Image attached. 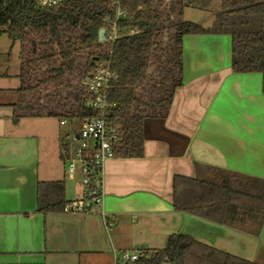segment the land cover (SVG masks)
I'll return each instance as SVG.
<instances>
[{
    "label": "crops",
    "instance_id": "0c3cea01",
    "mask_svg": "<svg viewBox=\"0 0 264 264\" xmlns=\"http://www.w3.org/2000/svg\"><path fill=\"white\" fill-rule=\"evenodd\" d=\"M221 12L218 4L198 24L206 27ZM232 59L229 36L184 39V86L168 118L144 121L143 159L104 163L102 207L86 215L37 213L40 183L63 182L69 203L84 192L61 159L58 121L12 123L5 105L20 84L9 88L10 63L2 66L0 264H115L123 252L164 251L172 236L264 264V225L248 235L173 206L175 177H205L207 168L264 181L263 78L235 75Z\"/></svg>",
    "mask_w": 264,
    "mask_h": 264
},
{
    "label": "trees",
    "instance_id": "16d2710c",
    "mask_svg": "<svg viewBox=\"0 0 264 264\" xmlns=\"http://www.w3.org/2000/svg\"><path fill=\"white\" fill-rule=\"evenodd\" d=\"M211 0H122L127 18L120 26L138 32L114 44H100L99 32L116 16L113 0H70L40 8L31 0H0V37L20 45V88L5 105L12 123L23 120L68 121L78 132L97 117L85 83L95 59L112 60L118 77L107 95L114 107L108 127L120 146L113 159L144 157L143 123L167 119L178 89L184 86L186 37L229 36L235 75H261L264 95V0H221L222 12L210 28L183 19L185 10L205 11ZM197 172L201 171L199 165ZM205 177H175L174 210L253 235L264 225V181L206 169ZM200 174V173H199ZM69 203L65 184L40 183L37 213L63 215ZM251 264L172 236L164 251L145 252L135 264Z\"/></svg>",
    "mask_w": 264,
    "mask_h": 264
},
{
    "label": "built area",
    "instance_id": "2783aa9c",
    "mask_svg": "<svg viewBox=\"0 0 264 264\" xmlns=\"http://www.w3.org/2000/svg\"><path fill=\"white\" fill-rule=\"evenodd\" d=\"M68 1L70 0H34L40 8L57 7ZM121 2L122 0H113L116 16L106 22V28L103 29L104 41L100 44H114L138 34L136 30L120 26V21L128 16L121 9ZM117 80L118 77L112 71V60L105 57L98 59L94 72L85 83L88 93L93 97L91 107L98 113L97 117L84 120L77 133L70 122L59 123L61 159L68 164L70 176L76 174V163L82 167L84 189L82 200L66 207L65 214H94L100 212L102 207L103 165L113 159L114 151L120 146L119 138L108 127L105 119L106 112L114 107L109 104L107 95ZM67 126L71 128L66 131L64 129ZM140 260H142L140 253L123 252L117 256L115 264H135Z\"/></svg>",
    "mask_w": 264,
    "mask_h": 264
},
{
    "label": "rangeland",
    "instance_id": "374dc122",
    "mask_svg": "<svg viewBox=\"0 0 264 264\" xmlns=\"http://www.w3.org/2000/svg\"><path fill=\"white\" fill-rule=\"evenodd\" d=\"M218 4H222L221 0H211L210 1V9L205 10V11H197V10H185L184 12V20L187 22H191L194 24H198V22L204 18V17H210V15H213V11L215 8H217ZM213 20H216L213 19ZM214 21L211 23H208V25H205L206 27L204 28H209L213 25ZM199 25V24H198ZM201 26V25H200ZM12 43L8 39L7 36H2L0 37V70L2 66H5L7 63H10V70H9V75L13 76L12 79L8 80L10 83V87L12 88L13 84L16 83L18 84L19 87V79L15 78L14 74H20V45L16 44L14 46V49L11 50ZM16 72V73H15ZM19 76V75H18ZM16 81V82H15ZM3 86V85H0ZM55 120H52L50 123H54ZM57 123V121H55ZM53 125V124H52ZM71 126H67L64 130H70ZM68 167V164H67ZM76 174H77V182L81 187L82 192H84L83 185H82V167L76 163Z\"/></svg>",
    "mask_w": 264,
    "mask_h": 264
},
{
    "label": "water",
    "instance_id": "95a60500",
    "mask_svg": "<svg viewBox=\"0 0 264 264\" xmlns=\"http://www.w3.org/2000/svg\"><path fill=\"white\" fill-rule=\"evenodd\" d=\"M31 1H34V0H31ZM104 32H105L104 30H101L99 32V35H98L99 42H103L104 41V38H103ZM95 62H97V59H95ZM89 106L91 107L92 105L90 104Z\"/></svg>",
    "mask_w": 264,
    "mask_h": 264
}]
</instances>
